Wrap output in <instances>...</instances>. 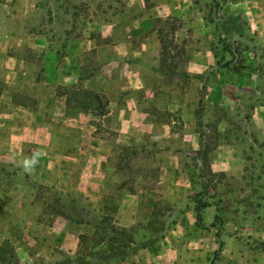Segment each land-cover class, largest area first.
<instances>
[{
  "label": "rangeland",
  "instance_id": "374dc122",
  "mask_svg": "<svg viewBox=\"0 0 264 264\" xmlns=\"http://www.w3.org/2000/svg\"><path fill=\"white\" fill-rule=\"evenodd\" d=\"M155 2L144 0L142 11L140 0H0V89L10 70L45 77V53L62 65L73 38L86 40L79 77L119 69H100L107 56L99 48L122 35L110 27L122 7L144 16L160 39L157 61L128 98L152 122H119L114 138L86 122L97 106L81 109L70 93L80 85L43 84L42 92L65 91L70 102L45 114L52 122H36L45 123L44 141L0 139V264H210L216 233L222 246L211 264H264V169L238 158L241 89L264 74V32L220 12L223 0H187L181 15L166 16ZM98 94L102 105L107 97ZM228 110L233 122H218ZM231 132L234 160L223 158ZM89 151L102 152L104 164L85 158ZM228 161L232 169H224Z\"/></svg>",
  "mask_w": 264,
  "mask_h": 264
},
{
  "label": "crops",
  "instance_id": "0c3cea01",
  "mask_svg": "<svg viewBox=\"0 0 264 264\" xmlns=\"http://www.w3.org/2000/svg\"><path fill=\"white\" fill-rule=\"evenodd\" d=\"M140 1L143 11L145 8L144 0ZM187 5V0H156L151 8L155 9L158 16L175 13L181 15ZM220 5V12L234 16L238 14L243 22L247 21L246 25L250 28L256 29L260 33L262 30L264 32V0H223ZM135 11L130 6L112 12L114 17L110 27L112 31L122 35L105 45L106 48H99L101 50L100 54H106L107 56L100 69L114 63L119 65V69L117 67V69L111 71H98L88 77H79L78 60L83 48L82 45L86 41L79 37L65 41L62 65L56 66L57 60L54 52L45 53L46 58L43 62L45 77L42 79H35L34 75L28 77V74L19 76L16 70H10L7 79L2 80L0 89V139L7 140L8 137L11 138L16 134L21 138L27 135L28 137L32 136L34 141H44V138L48 135L44 131L45 123L40 124V126L36 122H52V117L51 121L44 120L45 114L53 116L62 113L64 106L69 105L70 102H65L66 98L69 100L65 91L60 92L59 96H54L55 91H52L53 93L42 92L43 84H52L55 87L56 84L80 85V88L75 89H85L96 94L98 92L103 93L107 97V112L100 116H97L94 112L97 117L95 118V115L92 114L86 122H99L97 129L102 127L105 130V128H108L107 132L113 133L114 138L116 137V126L119 122H152L151 115L145 109L135 107L132 100L131 104L128 103L129 95L134 91V87L138 88L140 86L135 85L134 82L147 77L146 72H143L142 69L154 65L160 51V42L155 30L148 31L150 28L146 27L143 20L144 16L133 17ZM209 27L211 25H207L208 29ZM255 36H258V34H255ZM259 40L264 45V38H259ZM254 59L256 62L259 61L258 57ZM24 66L26 68L33 65L32 63H25ZM149 73L151 75L152 72L149 71ZM253 76L254 79L248 81L247 85L241 89V96L244 97L240 99L246 103L247 110L241 121L245 122L246 126L240 132L238 158L241 161L240 165L245 162L247 167L250 168L254 164L257 170H260L264 169V74L254 72ZM30 82L31 85H24ZM70 89L72 88L70 87ZM15 96L19 98V102L14 103L12 101ZM54 99L55 102H53ZM56 101H59V103L57 104ZM216 104L217 102L214 101L215 107ZM245 105L242 106L245 107ZM83 110H91V107ZM147 116L150 118H147ZM9 122H18L15 126L16 133L7 131ZM218 122H233L231 110L227 111V117ZM227 125L229 124L227 123ZM38 128L41 130H37ZM38 131L39 139H35V132ZM232 133L229 134V137L231 136L229 141L235 142L229 144L232 150L229 157L225 153L224 159H235V155H232V153L236 151L235 148H237L238 143L235 137L232 138ZM5 155L7 156V153ZM85 158H95L99 160V164H104L105 155L102 152L89 151L86 152ZM228 163H223L224 169H232L234 162ZM219 164L222 163L215 161L214 165L218 166ZM86 182L89 183L90 181L86 180Z\"/></svg>",
  "mask_w": 264,
  "mask_h": 264
},
{
  "label": "trees",
  "instance_id": "16d2710c",
  "mask_svg": "<svg viewBox=\"0 0 264 264\" xmlns=\"http://www.w3.org/2000/svg\"><path fill=\"white\" fill-rule=\"evenodd\" d=\"M159 33H160V30H159ZM159 41H160V39H159ZM161 47H162V42H161ZM70 93L72 94V96L74 98H77V96H79L80 100H79L78 104L81 107V109H89L91 106V103H92L91 101L94 100L96 103V106H97V111L95 112V114L100 116V115H103L107 112V109H106L107 101L104 100V103L102 105H100L98 102V96L96 93H93V92H91L89 90H85V89H74V88L71 89ZM68 101H69L68 98H66L65 102L68 103ZM202 208H203V205H202L201 201L199 199H197L195 206H194L195 222H197V223H199L201 221L200 212H201ZM216 237H217L218 247L211 257V263L216 258L217 254H218V252L222 246V241L219 238L218 233H216ZM143 246H145L144 243H143Z\"/></svg>",
  "mask_w": 264,
  "mask_h": 264
}]
</instances>
